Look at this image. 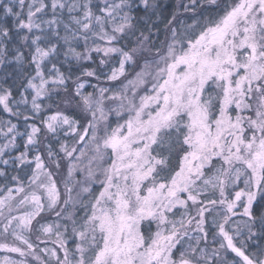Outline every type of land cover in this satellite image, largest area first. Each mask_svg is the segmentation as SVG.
Listing matches in <instances>:
<instances>
[{"label":"snow or ice","instance_id":"snow-or-ice-1","mask_svg":"<svg viewBox=\"0 0 264 264\" xmlns=\"http://www.w3.org/2000/svg\"><path fill=\"white\" fill-rule=\"evenodd\" d=\"M0 68V264H264V0H0Z\"/></svg>","mask_w":264,"mask_h":264},{"label":"rangeland","instance_id":"rangeland-1","mask_svg":"<svg viewBox=\"0 0 264 264\" xmlns=\"http://www.w3.org/2000/svg\"><path fill=\"white\" fill-rule=\"evenodd\" d=\"M50 16H51V13L49 12L48 16L45 17V18H46V19H47V18H50ZM10 18H11V17H10ZM114 64H115L114 61H110V65H114ZM117 66H118V65H117ZM107 68H108V67H107ZM108 71H109V68H108ZM108 71H106V72H108ZM90 84H91V83H90ZM92 84H93V83H92ZM94 84H96V83H94ZM88 86H89V85H88ZM91 90H92V88H91ZM91 90H90V91H91ZM6 115H7V114H6ZM4 119H12L13 123H17V124H18V130H19V131H21V132L25 131V127H24V124H23V120H22V119H21L20 121H17L15 117H8V115H7V117L4 118ZM23 139H24V138H22V137H17V147L14 148V149H11L10 151H9V150H6V151H7V155H6L4 158L14 157V156L18 155L19 152L23 151V150H24V148H23ZM3 143H5V138L3 137L2 134H0V144H3ZM2 165H3V164H2ZM3 167H4V168H7L8 172H10V171L12 170V168H11L10 166H5V165H3ZM2 184H3V183H2ZM2 184H0V185H2ZM9 186H13V187H14V185L11 184V183H9ZM0 195H3V193H0ZM14 214H15V213H14ZM33 239H35V238L33 237ZM42 239H46V238L42 237ZM0 242H5L4 239H3L2 237H0ZM6 242H8V243H12L13 241H12L11 237H9L8 240H7ZM37 243H39V242H37ZM48 246H49V247H52V246H53V245L51 244L50 241L48 242ZM39 247H40V248H43V247H45V244H43V243H39ZM5 255L10 256L12 259H17V260H19V259H23V258L19 257V256H18L17 254H15V253H5V252H3V251H0V259H2ZM28 259L31 260V257H28Z\"/></svg>","mask_w":264,"mask_h":264},{"label":"trees","instance_id":"trees-1","mask_svg":"<svg viewBox=\"0 0 264 264\" xmlns=\"http://www.w3.org/2000/svg\"><path fill=\"white\" fill-rule=\"evenodd\" d=\"M163 2L165 3V4H174L175 3V0H163ZM8 19V22H9V24L11 23V18L9 17V18H7ZM61 59H62V57H61ZM96 60H97V63H98V58H96ZM93 67L95 66V65H92ZM105 72L106 71H108V68L107 67H105ZM3 75H4V71H3V69L2 68H0V78H2L3 77ZM90 83L92 84H94V83H98L95 79H91L90 80ZM100 84H101V86H105L104 85V82L103 81H100L99 82ZM86 88H87V90L88 91H90L91 90V87L90 86H88V85H86ZM92 91V90H91ZM7 117V115H6V113H3L2 111H0V118H6ZM2 168H4L3 167V165L2 164H0V169H2ZM10 174H15V173H13L12 172V170L9 172ZM3 183V178L2 177H0V184H2ZM238 219V218H237ZM238 259V258H237Z\"/></svg>","mask_w":264,"mask_h":264}]
</instances>
